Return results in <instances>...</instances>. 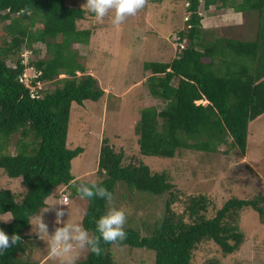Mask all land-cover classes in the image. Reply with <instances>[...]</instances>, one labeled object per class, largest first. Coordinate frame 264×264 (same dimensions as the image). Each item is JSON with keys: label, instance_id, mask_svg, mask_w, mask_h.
Masks as SVG:
<instances>
[{"label": "trees", "instance_id": "trees-1", "mask_svg": "<svg viewBox=\"0 0 264 264\" xmlns=\"http://www.w3.org/2000/svg\"><path fill=\"white\" fill-rule=\"evenodd\" d=\"M186 2L188 16L186 26L178 30L177 54L169 60L143 61V70L150 71L144 85L158 102L139 108L133 125L138 151L169 157L180 148L210 152L224 144L225 151L235 148L243 154L247 123L264 111V0H203L206 8L214 4L242 14L254 11L257 29L252 39L203 26L201 0ZM84 16L85 8L65 0H0V168L8 176H18L24 186L19 193L0 187V213L13 217L8 222L0 219V230L21 237L0 256V264H39L28 255L36 245L26 233L30 217L47 204L53 191L62 199L67 187L77 186L70 182V160L82 147L66 143L70 104L96 100L104 93L97 77L85 72L73 46L90 39L92 29L77 23ZM36 41L45 44L46 54L25 61L21 48L33 49ZM29 66L37 72L33 84L53 81L54 87L42 86L37 96H30L19 79ZM95 171L100 176L96 183L111 194L118 180L131 194H165L162 212L151 221L125 224L127 238L120 243L152 249L154 264H193L198 244L208 240L224 255L235 251L244 238L239 216L246 206L264 220V194L232 195L208 215L205 194L181 199L163 169L151 171L140 159L125 161L123 150L113 148L104 136ZM176 201L185 203L183 211L174 208ZM107 210V200L88 198L81 221L90 235H98L95 221ZM112 245L101 241L100 255L87 250L76 264H115ZM209 264L224 263L212 258Z\"/></svg>", "mask_w": 264, "mask_h": 264}, {"label": "rangeland", "instance_id": "rangeland-1", "mask_svg": "<svg viewBox=\"0 0 264 264\" xmlns=\"http://www.w3.org/2000/svg\"><path fill=\"white\" fill-rule=\"evenodd\" d=\"M73 6L83 8L86 0H65ZM186 0H148L146 6L135 16L128 17L119 26L111 23V14L103 21H97L85 8V16L78 19L79 27L92 29L88 43L75 42L80 59L86 70L95 75L104 93L96 99H83L80 103L72 101L69 108L66 143L68 146L80 145L82 150L70 160V171L74 175L71 182L96 183L100 176L96 173L98 147L101 137L115 149H122L124 160L136 162L140 159L151 171L164 170L180 191L179 197L185 199L189 194L203 193L209 199L208 215L230 196L253 197L264 194V111L249 120L245 151L240 154L235 148L225 149L224 144L215 151L196 149H178L173 156H157L140 154L136 142L137 134L133 125L139 115V108L144 105L157 104V98L148 94L144 80L150 73L143 70L144 60H169L178 52V30L184 28L188 11ZM199 12L205 27L217 28L220 33L244 39L255 37L253 12L241 14L249 17L242 25L230 23L238 12L231 7L216 8L211 4L203 6L201 0ZM242 17V19H243ZM232 24V25H231ZM32 48H21V55L26 61L46 54L45 44L41 41L33 43ZM37 49V51H35ZM27 72L32 71L28 68ZM78 74L80 71L77 72ZM53 81H46L44 88L54 87ZM198 102H206L204 99ZM14 136L11 138L13 141ZM7 149L12 150V144ZM0 187H8L19 193L24 190L18 176L6 175L0 168ZM75 189V191H73ZM69 201L63 208L62 219L82 225V217L88 205V198L81 199L76 188L67 187ZM57 199L54 191L47 196V204L30 217L26 233L36 245H31L28 255L38 259L39 264H59L49 257L48 247L35 233V218L42 216L48 225L49 233L55 227V212H43ZM165 194L135 190L133 194L127 190L124 182L118 180L111 204L125 211V224L135 225L146 219L151 221L163 209ZM184 202L173 203L177 211L184 210ZM10 212L0 213V219L6 220ZM239 226L244 233L243 241L233 252L224 255L219 246L212 240L198 244L194 251L193 264H209L210 259H217L224 264H264V220L250 206L241 209ZM111 250L115 264H154V251L147 247L127 244H113ZM83 250H77L80 257Z\"/></svg>", "mask_w": 264, "mask_h": 264}, {"label": "clouds", "instance_id": "clouds-1", "mask_svg": "<svg viewBox=\"0 0 264 264\" xmlns=\"http://www.w3.org/2000/svg\"><path fill=\"white\" fill-rule=\"evenodd\" d=\"M147 2L148 0H86L84 7L97 21H103L106 16L111 14V23L114 26H119L128 17L135 16L146 6ZM76 191L81 199L99 198L107 200L109 204L112 201L111 192L94 182L91 184L80 183L76 186ZM67 204V200L53 198V203L43 211L53 210L55 212L53 223L62 225L55 227L51 234L41 215L34 220L36 225L35 233L47 245L49 257L57 260L59 264H76L78 259L77 250L86 249L98 256L102 251L100 247L101 241L118 245L127 238V234L124 231L127 217L123 209L110 207L105 214L95 221V231L98 235H90L81 224L66 222L62 219L65 215L63 208L55 206H67ZM11 219H13L12 216L3 221L8 222ZM20 242L21 237L18 234L14 233L9 236L3 230H0V256L4 255L12 247L17 246Z\"/></svg>", "mask_w": 264, "mask_h": 264}, {"label": "built area", "instance_id": "built-area-1", "mask_svg": "<svg viewBox=\"0 0 264 264\" xmlns=\"http://www.w3.org/2000/svg\"><path fill=\"white\" fill-rule=\"evenodd\" d=\"M28 68L32 71L31 73L27 72ZM36 74L37 72L35 71V69L29 66L19 76V79L24 83V85L28 87V92L30 96H37L38 95L37 90L43 86V82L41 81L37 80L35 84L31 82L32 76H35ZM67 198L68 197L66 194H64L62 197L63 200H67Z\"/></svg>", "mask_w": 264, "mask_h": 264}, {"label": "crops", "instance_id": "crops-1", "mask_svg": "<svg viewBox=\"0 0 264 264\" xmlns=\"http://www.w3.org/2000/svg\"><path fill=\"white\" fill-rule=\"evenodd\" d=\"M232 8V7H231ZM235 12H238V15H236L235 17H234V20L232 21V22H230V23H233V25H235L236 27H237V25H242V24H244L245 23V21H247V20H249V17H243V16H240V13L242 14V12L241 11H236L235 10ZM243 15V14H242ZM242 17H243V19H242ZM252 18H254V20H255V24H256V16H255V14L253 15V16H251ZM232 25V24H231ZM74 176V175H73ZM71 181H72V179H71ZM70 181V182H71ZM71 183H75L76 184V182H71ZM66 194H67V191L65 192ZM57 197V199H59V200H63V199H61V197H58V196H56ZM67 201H69V197H68V200ZM49 255V254H48Z\"/></svg>", "mask_w": 264, "mask_h": 264}]
</instances>
